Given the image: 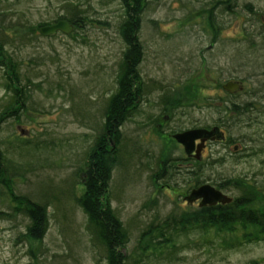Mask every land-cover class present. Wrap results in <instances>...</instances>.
<instances>
[{"label": "rangeland", "instance_id": "rangeland-1", "mask_svg": "<svg viewBox=\"0 0 264 264\" xmlns=\"http://www.w3.org/2000/svg\"><path fill=\"white\" fill-rule=\"evenodd\" d=\"M63 1L1 0L0 9L8 13L4 23L14 25L8 29V34H14L13 31L26 33L31 28L37 30L38 23L42 22L53 23L57 12H65L61 8ZM70 1L81 4V9L86 11L88 16L83 27L76 26L68 34L56 32L51 36H42L35 31L37 35L34 38L23 36L5 45V50L13 53L14 59L20 63L22 79L31 81L27 105L34 111L25 109L17 112L18 120L13 122L6 118L8 122L3 121L2 134L9 136L16 132L30 137L35 133L47 138L50 130L55 133V144L44 147L42 154L52 164L56 163L55 167L59 169H45L36 177L38 181H54V184L70 176L79 162L82 165L80 172L85 170L82 156L89 146L90 136L83 134L90 133L88 127L102 118L101 111L114 90L115 74L125 47L118 34V21L123 11L120 0ZM146 1L140 28L135 32L143 46L140 76L146 88L155 86L158 89L149 95L147 92L138 110L119 128L126 143L132 144V140H137V134H141L140 141L134 143L129 163L112 172L108 195L100 196L102 202L110 200L111 209L128 228V250H135L137 245L142 247L143 242H148L141 233L151 217L154 214L163 216L175 205L182 204V195L189 185L183 184V175H179L176 177L179 184L173 188H161L159 182L151 177L150 170L141 165L146 161L147 153L154 159L163 155V151L183 154L182 148L174 142L170 141L164 147L159 140L162 135L154 130L157 139L146 124L159 115L160 106L166 105L163 102L166 93L162 92L168 91L172 98H180L179 105L174 107V119L168 126L195 121L199 125H212L222 114L219 110L224 108L223 101L228 99L217 84L227 79L240 80L241 88L233 99L240 105L251 103L252 109L244 114L230 115L232 123L224 127L226 139L233 142L229 146L212 141L206 145L200 160L204 168L197 176L203 179L201 183L217 188L227 178L229 181L233 179V182L221 186L230 196L238 193L237 188L231 187L236 182V175L240 183L247 180L242 176L264 179V152L242 156L245 148L254 150L264 146V67L251 64L256 54L264 58V46L260 48L262 50H246V43L241 40L243 28L248 30L249 36L253 30L250 26L253 13L245 8V4L251 3L259 17L264 14V0H238L235 13L219 9L213 11L222 26L217 31V38L214 37L215 30L208 26L209 9L204 10V7L210 8L211 4L206 3L211 0ZM7 71V61L0 55V111L10 98L3 79ZM158 85L166 87V91L160 90ZM157 97L162 101L156 105ZM234 142L240 144L239 150L229 155ZM112 145L113 142H109L108 148ZM218 159L222 161L212 162ZM84 188V184H77L76 195H82ZM72 216L70 220H63L60 215V221L52 218L41 245L45 251L33 259L24 254L25 242L19 236L23 226L18 219L16 222L0 220V264H102V253L95 250L86 232L85 216L79 208H74ZM195 235L198 239L194 241L204 243L208 239H202L207 237L214 241V245L207 243L201 247V244H192L179 249L171 258L166 255L164 258L150 243L149 255L140 264H264V240L244 242L226 251L215 244L220 238L234 239L236 235L231 230L218 232L212 229L205 235ZM237 235L241 233L237 232ZM29 243L37 245V241L31 239Z\"/></svg>", "mask_w": 264, "mask_h": 264}, {"label": "trees", "instance_id": "trees-1", "mask_svg": "<svg viewBox=\"0 0 264 264\" xmlns=\"http://www.w3.org/2000/svg\"><path fill=\"white\" fill-rule=\"evenodd\" d=\"M147 2L146 0H120L123 11L118 21V34L125 47L122 50V58H120L115 74L114 90L108 95L103 111H101L103 119L94 121L93 125L88 127L90 133L83 134V136L87 134L90 136L87 143L89 146L82 156V158L84 157L82 164L85 165L84 173L80 172L82 165L79 162L70 176L61 178L62 180L56 184L54 181H38L36 179L45 169H59L55 167L56 163L52 164L42 154L44 147L55 144L54 141L57 140L55 133L50 130L46 135L47 138H41L35 133L30 134V137L17 135L16 132L9 136L2 134L3 121L8 122H6V118L13 122L14 119L18 120L19 111L25 109L34 111L27 105L30 97L29 89L32 86L31 81L28 78L22 79L20 63L14 59L13 53L5 50V45L23 36H27L28 39L34 38L37 35L35 31L39 32L41 25L51 24V22L38 23L37 30L31 28L26 33L13 31L14 34L9 35L8 29L13 28L14 25L4 23L8 13L7 10L0 9V55L8 64V71L4 73L3 79L6 90L10 94L9 103L0 111V220L16 222L18 219L23 226L19 236H22L25 242L24 254L30 256L31 259L38 257V253L43 252L44 249H41V245L49 231L52 218L60 221L58 220V215H60L63 220H70L73 218L74 208H79L85 216L86 232L90 237L91 244L95 246V250L102 253V264H140L141 260L149 255L150 243L154 244L156 253L169 258L179 249H185L192 244L196 246L201 244V247L207 243L214 245V241L207 237H203L202 240L208 239L204 243L194 241L198 239L196 233L205 235L212 229L218 232L231 230L236 235L234 239L220 238L216 242L217 247L226 251L236 248L244 242L264 240V201H260L264 198L263 178L242 176L243 180L244 177L247 180L240 183V179L236 175V182L235 184L231 183L233 185L231 187L237 188L238 193H234L231 196L232 200L227 203L218 202L204 206L182 203L175 205L170 212L163 216L154 214L141 233V237L146 238L148 242H143L142 247L137 245L135 250L126 249L129 231L111 209L110 200L104 199L102 202L100 199L101 195L103 197L108 195L112 172L119 166L122 167L129 163L134 143L140 141L141 134H137V140H132V144L126 143L119 128L138 110L136 102L138 98L143 99L147 92L149 95L150 92H156L158 89L155 86V88H146V84L143 83L140 76L139 65L143 57V46L135 32L140 28L141 15L145 8L144 4ZM206 4H211L210 8L204 7V10L209 9L210 13L208 26L215 31L222 27L215 18L216 14L212 13L213 11L216 9L227 13L238 11V0H211ZM61 8L65 12H57L52 22L67 19L74 25V28L76 26L83 27V21L88 15L85 10L81 9V4L65 0ZM245 8L254 14L250 18V26L253 30H250L249 36L248 30L243 28V39L241 40L246 43V50H262L260 48L264 46V14L257 17L251 3L245 4ZM254 56L251 59V64L254 66L258 64L259 68L264 67L263 55L256 54ZM158 87L160 90L166 91L164 89L166 87L162 88L163 86L160 85ZM169 91L171 90L169 89ZM163 93H166L163 101L166 105L162 110L171 109L173 111L175 105H179L180 98H172L168 91ZM252 97L256 99V96ZM158 98L161 99V97L155 99L156 105L160 101ZM222 106H224V113L220 108L219 112L222 113L220 116L229 117L225 121L228 127L233 118L230 115L244 114L252 109L251 103L248 102L240 105L236 104V101L225 100ZM122 141L124 143L121 144ZM109 142H113L110 148H108ZM136 147L138 146L136 145ZM162 154L164 155V151ZM163 155L153 159V155L150 156L147 153L146 161L141 162L143 167L150 170L151 177L159 182L161 188H173L179 184L175 175H183L182 183L189 184L187 189L191 188L192 183L196 186L201 184L203 179L200 180L201 176H197L204 168L200 164L201 161H198L200 169L198 172L195 168L191 172H187L178 166L176 168V162L170 159L169 155L164 158ZM220 161L222 159L212 162ZM167 170L170 174L165 177L162 173ZM229 182H233V179L229 181L227 178L217 186L221 189L223 184ZM79 183L84 184L85 188L83 194L77 196L75 188ZM147 208L153 209L149 206ZM237 232H240L241 235L238 236ZM29 239L37 241V245L32 246ZM123 248L126 249L125 252L121 251ZM67 251H70V248Z\"/></svg>", "mask_w": 264, "mask_h": 264}, {"label": "flooded vegetation", "instance_id": "flooded-vegetation-1", "mask_svg": "<svg viewBox=\"0 0 264 264\" xmlns=\"http://www.w3.org/2000/svg\"><path fill=\"white\" fill-rule=\"evenodd\" d=\"M153 92V91H152ZM151 92V93H152ZM225 95L228 97L227 100H233L234 96L237 95V93H239V90H236L234 92H228L225 91L224 92ZM160 101H162L160 98H158ZM142 101V99H139L136 101L138 106L140 104V102ZM224 102V101H223ZM137 106V109H138ZM169 106V105H168ZM163 105L159 107V115H157V117L153 118L151 121V123L148 122V127L149 129L152 131V133L156 136V134L154 133V130H156L158 133H160L162 135V139H159L160 141H162L164 143V147L167 146L168 143L174 142L175 144H177L180 148H182L183 150V146L177 142V140L173 137L174 134L177 133H181L184 132L186 130H191V129H195V128H207L210 129L213 126H217L219 127L220 131L222 132V136L221 137H214V138H210V139H206L204 140V144L202 145L201 151L199 155H196L194 153V151L191 154H186L183 150V154L182 155H173V154H168L165 153L164 151V157L166 155H169L170 159H173V161H175L176 163L179 164L178 167L185 169L187 172H191L193 170V168H195L196 172H198L200 169L198 167V161L201 160L202 157V153L203 150L205 148L206 145H208L211 141L212 142H218V143H222V144H226L227 146L230 145L231 142H233L232 139H226V135H227V130L225 129L224 125H226V120L227 118L229 119V117L226 118V116H217L215 122L212 125H199L197 124V121L191 123V124H176L173 126H168L169 122L172 121L173 118V111L171 109H168L167 111L162 110L163 109ZM224 118V120H223ZM229 123V120H228ZM158 135V134H157ZM159 136V135H158ZM157 138V136H156ZM158 139V138H157ZM195 145L199 143V141H201V139H195ZM233 147H232V151L228 152V154H232V152L235 154L238 150H239V143L234 142L233 143ZM234 148H236V150H234ZM235 151V152H234ZM154 159V157H153ZM163 160V159H161ZM184 163V167L182 166L181 163ZM177 168V166H176ZM170 174V172L164 171L162 173L163 176L166 177V175ZM175 176H179V175H175ZM192 177V176H191ZM191 181V180H189ZM202 184V183H201ZM200 185V184H199ZM197 185V186H199ZM194 183H192L191 188H189V192L192 188L197 187ZM188 192V193H189ZM199 200H195L191 203H189V205H194V206H199L198 205ZM183 204L186 202H182Z\"/></svg>", "mask_w": 264, "mask_h": 264}, {"label": "water", "instance_id": "water-1", "mask_svg": "<svg viewBox=\"0 0 264 264\" xmlns=\"http://www.w3.org/2000/svg\"><path fill=\"white\" fill-rule=\"evenodd\" d=\"M73 28L74 25L67 19H59L54 23L41 25L39 27V32L44 36L52 35L58 31L68 34L73 31ZM223 88L228 92H234L240 88V83L238 81H229L223 85ZM221 136L222 132L217 126H213L210 129L195 128L173 135L177 142L183 146L184 152L188 155L194 150L196 155H198L204 144V140ZM195 139H201V141L195 145ZM186 199L189 203L199 200L198 205L204 206L207 204L213 205L218 202L227 203L232 200V197L212 184L202 183L199 186L192 188Z\"/></svg>", "mask_w": 264, "mask_h": 264}, {"label": "bare ground", "instance_id": "bare-ground-1", "mask_svg": "<svg viewBox=\"0 0 264 264\" xmlns=\"http://www.w3.org/2000/svg\"><path fill=\"white\" fill-rule=\"evenodd\" d=\"M56 22V21H55ZM54 23V22H53ZM216 27V26H215ZM222 27V26H221ZM220 30V29H219ZM58 32H60V31H58ZM56 33V32H55ZM63 33V32H62ZM218 34H217V31H215V33H214V37H216ZM217 38V37H216ZM229 81H238L239 83H241L240 82V80H236V79H227V80H224L222 83L220 82V81H218V83L219 84H217L218 85V87H220L221 89V91L222 92H225L226 90L223 88V85L225 84V83H227V82H229ZM240 88H241V84H240ZM239 88V89H240ZM238 89V90H239ZM227 101H230V100H227ZM231 101H234V99L233 100H231ZM174 110V109H173ZM251 146V145H250ZM252 148H253V146H251ZM254 149V148H253ZM234 150H236V148H234ZM235 152V151H234ZM238 152V151H237ZM262 152H264V146H261V147H258L257 149H254V150H250V149H248V148H245V153H244V155H242V156H250L251 154L252 155H256V154H259V153H262ZM194 153L196 154V152H195V150H194ZM200 154V153H199ZM198 154V155H199ZM241 156V157H242ZM237 158H240V156H237ZM178 164V163H177ZM182 164V166L184 165V163L182 162L181 163ZM179 166V165H178ZM176 167V166H175ZM184 167V166H183ZM169 176V174L168 175H166V177H168ZM189 190L187 189L184 193H183V195H182V202L184 201V202H186L187 204H189V202H188V200L186 199V197L189 195Z\"/></svg>", "mask_w": 264, "mask_h": 264}]
</instances>
